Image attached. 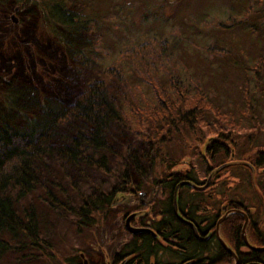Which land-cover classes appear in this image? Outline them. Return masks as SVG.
<instances>
[{
	"label": "rangeland",
	"instance_id": "rangeland-1",
	"mask_svg": "<svg viewBox=\"0 0 264 264\" xmlns=\"http://www.w3.org/2000/svg\"><path fill=\"white\" fill-rule=\"evenodd\" d=\"M41 1L29 0L27 6L23 4L17 6V1L3 0L4 6L0 7V80L4 81L16 74L23 79V83L27 82L36 87L40 99L50 98L51 102L62 104L67 102L68 97L75 99L83 95L90 83L101 81L103 70L111 68L114 63L118 65L121 63L120 67L125 70L126 62L121 58V54L131 51L134 44L140 48L144 41H138L139 37L144 36L146 40L151 41L154 40L153 38H157L159 41L154 40L156 41L155 46H159L161 40L164 42L167 40L171 44L170 42H175L177 40L176 36H178L183 48L179 45L182 52L176 54L181 58L176 56L174 52L171 53V56L169 51H167V54L179 64V72L183 80L189 78L188 74L184 72L189 69V72L192 73L191 80L194 81L196 78L201 83L208 94L213 109L205 113L203 122L197 128V132L202 133L204 139H198L196 136L188 137L180 141L181 145L179 146H167L159 140L162 149L159 147L157 149L165 155L157 159L156 166H152V163H145L143 160L142 162L147 166L146 169L152 171L149 175L156 177L159 170L165 171L167 169L166 165L169 163L165 162L166 155L172 156L177 152V155L180 153V157H182L183 154L188 152L190 157H194V160L183 157L181 165L185 164V166H180L182 169H185L186 165L191 166L188 169L194 168L191 175L194 173L197 181H199V184L196 185L199 186L197 188H206L204 192L210 190L213 192V189H218L221 192L224 188L226 193L229 191L230 197L233 193L239 196H251L250 192L253 184L256 186L255 175L257 172L248 163L247 158L248 154L255 153L257 150H255L256 148H251L253 151L247 150L246 145L249 146L247 142L252 146H258V150H264V3L261 5L263 23L262 21H244L242 32L235 34L242 44L238 50L236 49L238 44L235 37L230 36L232 22L226 13L221 14L218 11L221 7L214 0L181 1V10L187 14L190 21L194 22L193 16L195 14L207 21L205 29L196 31L195 29L186 28L185 24L181 28L177 26L178 23L174 22L175 19H172L163 35L157 32H148L149 35L135 34L133 36L129 33L133 29L130 28L132 23L137 28L142 22H146V25L151 23V17L149 20L146 18L149 15L145 17L147 10L144 11L143 2L149 7L155 5L157 8L159 2L163 1L166 5L167 0H117L118 7H116V10H113L106 2L103 3L97 0V7H101L100 10L98 9L99 17L97 22L96 20L91 21V23H95L96 30L88 36L82 34L83 37L79 44L81 48L75 47L79 43L77 41L80 40L78 38L74 39L73 48H76V50L82 49L84 42L88 47V50H85L88 57L80 59L79 57L72 58L68 56L64 48L50 34L48 26L43 21V17L48 15V12L41 9ZM52 1L56 2L55 0H48V2ZM128 1H132L130 6L127 4ZM241 1L245 3L247 0ZM253 1L250 0L251 7L255 6ZM81 4L78 7L82 6ZM221 4L223 5L222 11H225L226 0H223ZM14 7H20V9L15 11ZM138 7H142L144 14L140 9L133 13ZM254 12L257 11L252 10L251 13ZM14 13H16L17 24L10 19ZM173 13V9H168L165 6L157 12V17L161 15V21L164 22ZM111 16L116 17L115 20L119 22L117 25L116 21L111 19ZM186 23L187 27L191 25L190 22ZM257 23L259 24L257 25ZM231 31H233V28H231ZM28 33H30V36H28ZM99 36L102 38L100 44L95 41V37ZM105 42L108 43V46ZM94 48L99 49L95 51ZM146 55L147 53L144 57ZM257 63L263 65L262 68ZM128 77L130 76L128 75ZM106 83L110 98L114 99L121 108L120 114L123 121L127 125L130 124L132 128L126 131V135L129 136L127 142L137 150L145 148V143L142 140L149 138L148 129L144 126L139 127L136 123L141 115L134 112L135 107L132 103L135 100L133 96L131 102H124L122 99L132 91L129 90L127 94L126 92L118 94L117 89H114V84L117 86L115 81H106ZM130 87L133 90L135 88L141 91V95L144 94L143 97L146 100L151 95L146 88L147 85H143L140 80L132 79ZM52 105L55 106V104ZM145 106H147V102L141 108ZM228 116L231 123L227 121ZM216 117L222 119L223 123L227 124V128L231 129V134H226L228 140H220V137L214 134V127L212 126ZM19 123L21 121L17 120V124ZM194 133L197 134L195 130ZM163 137L166 136L160 138ZM217 141L226 143L229 151L224 152V155L227 159L218 158L215 163H211V160L202 161L203 157H200V153L203 148H208V144ZM228 142L232 143L229 144ZM110 145L114 147V155L108 154L107 156L106 168L109 169L108 171L84 164L81 165L79 171L68 168V166L61 168L57 162L50 159H44V162L39 164L43 186L51 192L55 201L50 202L48 196L44 193V189L39 188L34 196L21 200L16 208L23 217L28 218L29 213L34 215L37 226V244L41 245L42 249L33 247L24 236L20 235L17 239L13 234L5 232L2 234L3 238L15 249L0 256V264H113V255L124 253V247L128 246V242H130V236L122 231L124 222L121 221V212L128 213V217L134 212H139L138 216L143 215L148 221L150 219L158 220L159 216L154 217L155 214L151 212V207L148 204L151 201L158 200L160 189H147L143 186L139 191H136L135 185L130 187L137 192L130 193V195H135V204L132 207L128 205L127 207H120V209L117 206V209L112 211L108 220H102L99 213H97L92 217L93 220L89 223L91 224L89 228L85 229L80 224L84 222L83 218L76 215L75 217L72 216L71 212L82 206L81 197L87 198L90 195H96L97 198H101L102 194L106 196L116 185V176L124 172L123 163L126 158V146L121 147L111 142ZM168 149L172 150L168 151ZM217 149L220 150L221 148ZM142 151L146 150L143 149ZM88 153L92 154L94 160L99 159L98 153L93 151ZM196 163L200 164L197 168ZM178 166L174 168L175 171L180 169ZM205 171L208 173H206L207 176L204 183H202L200 180H203V178L200 177L204 175ZM227 171L230 172V178L224 175L225 181V179H221V176L222 173L225 174ZM261 177V180H264V177ZM183 183H180L182 184L181 188L188 186ZM219 186L223 187L220 188ZM190 191L194 190H185L182 193L177 191L176 194L179 199H182L181 203L184 202L183 197H187L191 200L188 205L197 207V201H203V199H198V195L193 196ZM174 194L173 192L172 203ZM201 194L205 195L204 193ZM149 198L151 199L148 201ZM160 199L162 201V197ZM226 201L228 202V200ZM222 203L223 201L219 203L220 205L218 204V207L222 206ZM29 204L32 205V212H26L24 215L22 210L28 208ZM224 216L219 223L223 222ZM211 217L213 216L210 215ZM161 220L166 222L164 216ZM153 225L154 222H150L149 228L152 229ZM221 233L223 232L221 231ZM143 234L149 233L144 232ZM157 239L162 242L157 236L145 235L147 246L150 247L148 250L156 251L159 254V264H175L173 260H177L175 255L178 254V251L174 248V242L171 244L169 242L166 245L157 244ZM231 240L232 237L228 230L225 242L231 244ZM165 246L169 247V250L165 251ZM225 246L227 250L220 244L222 251L230 257L226 263L234 264L233 247L226 244ZM183 248L187 252V258L195 254L200 257L201 261L205 258L204 254L207 255L212 250L210 249L205 253L197 249L194 251L193 245L191 248ZM161 249H163L162 252ZM81 255L83 256L81 257ZM132 257L131 253L120 261H126L124 264H129ZM210 257L213 259L216 256L208 254L207 258ZM145 258L147 256L143 260ZM177 263L180 264L178 260ZM193 264L196 263L193 262Z\"/></svg>",
	"mask_w": 264,
	"mask_h": 264
},
{
	"label": "trees",
	"instance_id": "trees-1",
	"mask_svg": "<svg viewBox=\"0 0 264 264\" xmlns=\"http://www.w3.org/2000/svg\"><path fill=\"white\" fill-rule=\"evenodd\" d=\"M28 1L13 0L17 6L18 4H20L19 6L21 4L27 6ZM55 1H41V9L48 12V15L43 17V21L48 26L50 34L64 48L65 52L69 53L72 58L78 57V54L74 52V50L77 51L76 48H73L74 39L78 38L80 41H77V43L79 42L78 44H80L83 37L82 34L88 36V34L96 30L95 23H91V21L96 20L97 22L99 17L98 9L100 10L101 7H97V0ZM99 1L106 2L113 10L118 7L117 0H108L109 3H107V0ZM181 1L167 0L166 5L161 1L158 4V8L163 9L166 6L169 9L177 3L181 5ZM2 2L3 0H0V7L4 6ZM135 3L137 4V2ZM79 4L82 5L80 6L81 8L78 7ZM127 4L130 6L132 1H128ZM142 5L146 12L149 6L145 5L144 2ZM141 8L138 7L133 13L139 9L143 12ZM146 16L147 12L145 13ZM249 21L247 20V22ZM153 39L156 40L157 38ZM154 40L143 42L140 48L134 44V48L131 51L121 54V58L126 62V67L136 68V72L130 74L132 78H127L128 80L130 79V83H132V79L140 80L143 85H147L146 88L151 93L146 100L143 97L144 94L143 96L141 95V91L135 88L133 90L130 87L132 92L122 98L124 102H131L133 96L135 100L132 103L133 107H135L134 112L141 115L136 123H138L139 127L144 126L147 128L148 136L153 137L152 142L147 144L150 148H141L140 152H137V149L128 143L125 153L126 158L123 163L124 172L116 176L117 183L112 191L106 196L102 194L101 198H97L96 195L88 196L90 197H87L89 200L81 197L82 206L73 211L77 217L83 218L85 223L82 222L80 224L85 229H88L91 225L89 223L93 220L89 216L93 217L99 213L102 220H108L113 211L112 204L117 201V197L120 198L123 194L129 193L131 185H135L136 190L143 186V188L147 189L158 188L160 189L159 195L162 197V206H164L155 207L153 213L158 216L160 210H162L166 224L153 220L154 225L152 227L161 230L162 238L166 244L169 242L171 244L176 238L181 237V246L191 248L195 241L193 231L175 218L172 196L175 187L180 183L192 181L197 185L199 181L193 175H187L190 169L187 167L182 169L181 166H185V164L181 165V160L184 156L181 157V160L176 161L177 157H180V153L177 155L176 152L172 155L174 162L168 165L173 169L181 165L179 166L180 169L174 171L168 178H165V176H157L156 178L146 174L142 158L145 163H152L153 166L154 157L165 155L157 149V147L162 149L160 147L161 142L167 146H179L181 145L180 141L188 137L196 136L198 139H204L202 133L199 134L197 132V128L203 122L205 113L213 108L209 102L208 94L201 83L196 78L194 81L191 80L192 73L189 72V69L184 72L188 74L190 79L183 80L179 72V64L167 54V43L161 40V45L155 46L156 41ZM145 53L147 55L144 57ZM174 54L178 56L176 53ZM86 57L88 56L85 55L83 58L86 59ZM178 57L181 58L180 56ZM257 64L258 66L260 65L259 63ZM121 69L123 70L124 68ZM116 78H121L119 71H114L110 68L105 69L102 72L101 81L90 83L83 95L75 99L68 97L67 102L62 104L51 102L50 98L40 99L38 90L32 84L28 88L21 85L18 86L15 83V76H10L8 79V87L5 89L0 88V256L8 254L15 249L3 238L2 234L5 232L13 234L17 239L20 235L24 236L33 247L42 249L41 245L37 244V226L34 215L29 213L28 218L23 217L18 213L16 206L21 200L34 196L39 188L44 189V193L48 196L50 202L54 199L51 192L43 186V180L41 179L42 172H40L39 164L43 163L44 159L57 162L61 168L68 166V168H74L76 171L81 170L82 164L96 167L99 170H109L106 168V159L108 154L114 155V147L104 138V136L110 135L108 123L114 120L118 121L120 129L122 127L125 130L132 129L130 124L127 125L123 121L120 114V106L109 97L106 81H114ZM146 102L147 106L141 108ZM52 104H55V106L53 107ZM17 120L21 121V123L17 124ZM227 121L231 123V120L227 119ZM223 122L222 119L216 117L212 127H214V134L220 137V140H228L226 139L228 137L226 134H231V129L227 128V124ZM194 130L197 134L194 133ZM161 136L166 137L160 138ZM217 142L208 144L207 146L210 148H203L200 153V157H203V159L200 158L202 161H206L204 158L208 157L211 163H215L218 158L222 159L224 157L222 149L226 143L218 142V144ZM247 144L251 145L248 142ZM88 148L91 150H87ZM217 148L221 149L218 150ZM252 148L257 149L258 146L253 145ZM143 149L146 151H142ZM170 150L172 149H168V151ZM89 151L98 153L99 159L94 160L92 154L88 153ZM190 159H194V157L192 156ZM206 173L208 172L205 171L204 175L200 177L203 178V180H200L202 183H204L207 176ZM111 176L113 177V175ZM219 187L222 188L223 186ZM183 189L191 190L188 187ZM225 192L224 188L221 192L218 189H213V192L212 190L206 192L191 191L193 196L198 195V199L201 198L203 201H197L198 206L192 207L188 205L191 200L187 197H183L184 202L182 203V199L178 197V210L183 218L190 222L194 221L196 210L202 214L212 211L220 202L225 201ZM236 197L233 193L231 196L233 203L236 202ZM22 212L24 215L26 212H32V205L29 204V207L22 210ZM236 216L233 215L228 222L225 221L227 227L224 228L221 239L226 245L235 248L238 252L239 246L243 244L241 237L243 221L242 217L240 221H236ZM228 230L232 237L231 244L225 242ZM139 239L141 243L137 248L135 242H138ZM156 243L163 244L159 240ZM198 244V251L205 253L212 249L216 257H213V259L205 257L203 260L205 262L196 264H227V259H230L217 242H214L213 245ZM149 248L143 235L136 237L134 242H129L123 251L124 253L127 251L129 254L136 253L138 255L136 257L137 264H148L147 258L143 261L141 259H143L144 254L147 255L149 253ZM193 250L196 251L195 249ZM212 250L208 254H211ZM154 254L156 255L157 252L155 251ZM237 258L240 263L244 264L248 263L249 260L257 259L258 254L250 253L246 256H237ZM183 262L185 263V260Z\"/></svg>",
	"mask_w": 264,
	"mask_h": 264
},
{
	"label": "flooded vegetation",
	"instance_id": "flooded-vegetation-1",
	"mask_svg": "<svg viewBox=\"0 0 264 264\" xmlns=\"http://www.w3.org/2000/svg\"><path fill=\"white\" fill-rule=\"evenodd\" d=\"M228 143L230 144L232 142H228ZM246 148L249 151H253V150H250L252 148V145H249V146L246 145ZM255 150H257V151H255V153L248 154V158H247L248 163L250 165H252V167L257 172L255 175L256 176V180H255L256 186H254V184H253V188L250 192L251 196H242V195L239 196L238 195V197L235 198L236 202L233 203L232 198L228 194L229 193V191H228L227 193L225 192L226 195L224 197L225 201L228 200V202L226 201V203H225V201H223L222 206H220V207L216 206L212 211L210 210L207 213H203V214L199 211H196L194 213L195 219H194V221H191V223L193 224V226L195 227L196 232H197V237H196V235L193 231L194 239L196 241V242L194 241V243H193V249H197V247L199 246L198 243H205L207 245H209V244L213 245L214 242H217L220 246L221 243L218 240L216 229L218 230V234L221 238V236H222L221 231L223 232V228H225L226 222L229 221L231 216L237 215V213H239L241 215L242 221H243L242 222V228H241V237H242L243 244H241L239 246L238 252L235 248H233V252H234L236 258H237V256H240V255L246 256V255H249L250 253H256V254H258L257 259L249 260L248 263H244V264H264V194H262V193H264V180H261V178H262L261 176L264 177V165L262 167H260L261 162L263 161V163H264V150H261V149L258 150V148ZM222 151H224V152L229 151L226 144L224 145V148L222 149ZM227 172L225 174L222 173L221 178H225L224 175H226V177H230V172H228V173ZM243 175H245V174H243ZM252 183H253V179H252ZM185 190L186 189H182L181 193ZM225 191H226V189H225ZM130 193H137V192L134 190L133 191L131 190L129 193L123 194L122 197L119 198V202H118V208L119 209H120V207H127L128 205H131L130 207L133 206L135 195L134 194L130 195ZM160 197L161 196L159 195L157 201H151L150 203L148 202L149 203L148 206L151 207L152 213L154 212L153 209L155 207H157V206L161 207L162 206V201H161ZM151 198H149L148 201ZM231 202H232V204H231ZM224 205H226V206H224ZM114 209H117V207ZM121 213H122L120 215V217L122 219L121 221L124 222V228L122 231L128 232L127 227L125 225V221L128 217L127 216L128 213L127 214L126 213L124 214V212H121ZM138 213L139 212L133 213L134 215H137V216L130 223V227L132 226V227H134V229H148L149 231H152L159 239H161V241H162L161 243L166 245V242H164L165 240L162 238L161 230H157L153 227H152V229L149 228L150 222H154L153 221L154 219L153 220L150 219V221H148L146 218L143 217V215L138 216ZM182 214H185V213H182ZM180 215H181V213H180ZM210 215H212L213 217L210 218ZM224 215H226V216H224ZM158 216L159 217H158L157 221L162 222V220H161V218L163 217L162 210H160V214ZM223 216H224V218L222 219L223 222L219 223L220 219ZM154 217H156V215ZM177 221H179V220H177ZM162 223L166 224L165 222H162ZM180 223H182V222H180ZM187 227L190 228L189 226H187ZM143 235L145 236V235H150V234H142L140 236H143ZM136 237H139V236H134V235L130 236V242H134ZM244 237H245L246 241L244 240ZM140 241L141 240L139 239L138 242H135L137 244L136 245L137 248L139 247V244L141 243ZM173 242L175 244L174 248L177 251H179V249H181V250L184 249L183 246H181V242H182L181 237L176 238ZM162 251H163V249L161 250V252ZM154 252L155 251L152 252L149 250V253L147 255L144 254V257L147 256L148 264H149V262H151V264H159L160 263V260H159L160 258H158V254L155 255ZM213 252L214 251L212 250L211 254L214 256ZM128 254L129 253L126 252V253L115 254L114 256L118 257L117 261L120 262V260L122 258L126 257ZM132 255L134 256V259L131 261L132 264H134V263L137 264V262H136L137 258L136 257L138 255L136 253H132ZM204 255H205V257H208V254L207 255L204 254ZM141 260L143 261V259H141ZM173 261L175 264H178L176 259ZM112 263L113 264H119V263H115V262H112ZM234 264H235V262H234ZM237 264H242V263H240L238 258H237Z\"/></svg>",
	"mask_w": 264,
	"mask_h": 264
},
{
	"label": "bare ground",
	"instance_id": "bare-ground-1",
	"mask_svg": "<svg viewBox=\"0 0 264 264\" xmlns=\"http://www.w3.org/2000/svg\"><path fill=\"white\" fill-rule=\"evenodd\" d=\"M214 1H216V3L218 4V6L221 7L220 9H218V11L221 14L222 13H226L228 15L230 21L232 22V26L231 27L229 26L230 27V36L233 35L235 37L236 43L238 44V48H236V49L239 50L241 48V45L242 44H241V41L238 38V36H236L235 34H239V33L242 32V30L244 29L243 26H242V24H244L247 20L258 21V22H261L262 21V23H263V20L261 19L263 17L261 5L264 3V0H254L253 1V4H255L254 7L253 6L251 7L250 0H247L245 3H243L241 0H226L225 11H222L223 5L221 3L223 2V0H214ZM181 7L182 6L179 5V3H177L176 5L170 7L169 9H171V10L173 9L174 13L171 14V16L168 18L169 20L166 18L167 20L164 21V22H162L161 21V18H160L161 15L159 17H157V12L160 10V8H158V7L156 8L155 5H151L147 9V15H149V16L146 17L148 20L151 17V23H150V25H146V22H144V23L142 22L141 25L137 28L135 26V24L132 23L130 25V28H133V29L129 33L132 36L135 35V34H143V35L145 34L146 35V34H148V32H152V33L157 32V33H161V35H163L164 30L167 28V25H169L171 23V20L172 19H175L174 22L175 23H178L177 26H179L181 28L185 24L186 25V28L195 29L196 31H200L202 29H205V27L207 26V21L206 20L204 21L197 14H195L193 16L194 22L190 21L188 19V17H187V14L182 12ZM255 8H257V9H255ZM252 10H256L257 12L251 13ZM221 14H219V15H221ZM221 17H222V15H221ZM111 19L113 21H116V25H117V23H119L117 20H115L116 17L111 16ZM186 22H190L191 25H188L189 27H187V23ZM258 24L259 23H257V25ZM253 26H256V25H253ZM231 28H233V31H231ZM198 34H199V32H198ZM28 36H30V33H28ZM176 37H177V40L175 42H170L171 44H169V42L166 40V42H167V44H166L167 45V49L166 50L169 51L170 54L172 52H174V53L182 52V49L180 47L183 48V45L179 42L178 36H176ZM101 40H102V38L100 36L99 37H95L96 43L100 44L101 43ZM138 41H140V42L144 41L145 42L147 40H146V37L143 36L142 38L139 37L138 38ZM261 42H263V41H261ZM85 43L86 42H84V44H82V46H83L82 49L77 50V51L74 50L75 54H78V57L80 59H84L83 57L86 55L85 50H88L87 44H85ZM105 43L108 46V43L107 42H105ZM84 45H86V46H84ZM179 45H180V47H179ZM75 47L81 48V45L76 44ZM104 48H105V46H104ZM97 49H99V48H94L95 51ZM82 54H83V56H82ZM239 54H240V52H239ZM68 55L70 56L69 53H68ZM75 57H77V56H75ZM263 65H259V66H261V68H262ZM110 69H113L114 71H119L120 77H121V78L114 79V81L117 84V86H115V84H114V89L115 90L117 89L118 94H124L125 92H128L130 90V85L132 83H130L131 82L130 79L128 80L127 78H129L128 75L130 76V74H133V72H136L135 71L136 68H132L131 66L130 67L128 66V67L125 68V70L124 69L122 70L121 67L118 64L114 63L113 66ZM14 76H15V83L18 86L21 85L23 87L28 88V86L30 84H28L27 82H24L23 83L22 82L23 79L20 78V77H18L16 74H14ZM122 76H124V77H122ZM7 84H8V79H6L4 81L0 80V88H4L5 89L6 87H8ZM112 100H114V99H112ZM108 126H109V130H110L109 133H110L111 136L110 135L109 136L108 135L104 136V138H106L105 140L108 143L111 142V143H114L115 145H119L121 147L127 146L128 145L127 140H128V137H129L128 135H126L127 129L125 130L124 127H122V129H120V125L118 124V121H114V120H111L108 123ZM123 130H124V132H123ZM112 131H116V132H112ZM152 140H153V137H149L148 139L142 140L143 143H145V148L146 149H149L150 148L149 145H147V144H149L150 142H152ZM87 150H91V149L88 148ZM183 151H185V150H183ZM137 152H140V150H137ZM183 156L184 157H187V158H191L188 152H186L185 154H183ZM161 157L162 156H158L156 158L154 157V165L155 166H156L157 159H159ZM141 158H142V156H141ZM223 158L224 159H227L225 155H224ZM142 160H143V158H142ZM179 160H181V157H177L176 161H179ZM193 160L194 159H192V161ZM206 160H209V158H206ZM165 162L170 164V163H173L174 162V159H173L172 156L166 155ZM169 164L166 165L167 166V170L166 171L159 170V172H158V176L159 177L165 176V178H168L170 175H172V173L175 170L173 168H170L171 166H168ZM199 165H200L199 163H196V168ZM263 165H264V163L262 161L260 167H262ZM143 166L146 169L147 166L145 164H143ZM186 167L189 168L191 166H186ZM145 169H144V171H146V174H150L152 172V171H149V169H146V170ZM152 170H153V168H152ZM193 170H194V168H190V171H188V174L187 175L191 174V172ZM192 175H193V177L195 179L197 178L194 173ZM156 178H157V176H156ZM192 184H195V183L192 182V181L189 182L187 184L188 185L187 187L190 188V186ZM262 194H264V193H262ZM236 196L238 197V195H236ZM90 197H88V198H90ZM88 198H87V200H89ZM71 214H72V216L75 217V213L73 211L71 212ZM89 218H92V217L89 216ZM183 219H185V218H183ZM235 219H236V221H240L241 220V215L239 213H237V216L235 217ZM165 248H166V251L169 250L168 249L169 247L165 246ZM114 255L112 257L113 262L119 263V264H123V263H121L122 261H120V262L117 261L118 260V257H116ZM158 257H159V254H158ZM175 257H177V260L179 261V263L182 262V264H183L184 263L183 261L187 258V252L184 249L183 250H179L178 251V254H176ZM192 261L195 262V263L205 262V261H201L200 260V257H198L197 255L192 254V255H190L189 258H187L185 260V263L184 264H193ZM169 264H171V263H169Z\"/></svg>",
	"mask_w": 264,
	"mask_h": 264
},
{
	"label": "water",
	"instance_id": "water-1",
	"mask_svg": "<svg viewBox=\"0 0 264 264\" xmlns=\"http://www.w3.org/2000/svg\"><path fill=\"white\" fill-rule=\"evenodd\" d=\"M184 184H188V183H184ZM182 186V185H181ZM197 189H199V188H197ZM203 189V188H202ZM177 190H178V188L175 190V194H174V197H173V210H174V215H175V217L180 221V222H182L183 224H185V225H187V226H189L192 230H194L195 231V228H194V226L190 223V222H188V221H186V220H184L181 216H179V214H178V211H177ZM129 222H130V218L127 220V222H126V225L128 226L129 225ZM216 231L218 232V230L216 229ZM140 232H146L145 230H137V231H133V234H138V233H140ZM195 235H196V237H197V233L195 232ZM217 237H218V240L220 241V243L223 245V247L227 250V247L225 246V244L223 243V241L220 239V237L218 236V233H217ZM244 240L246 241V239H245V237H244ZM247 243V242H246ZM233 255V254H232ZM236 261V264H237V260H235Z\"/></svg>",
	"mask_w": 264,
	"mask_h": 264
}]
</instances>
